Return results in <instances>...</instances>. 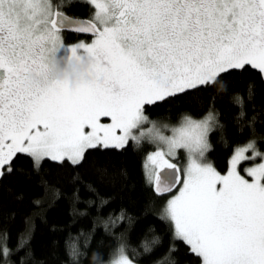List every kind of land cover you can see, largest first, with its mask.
Returning <instances> with one entry per match:
<instances>
[{"label":"snow or ice","instance_id":"6c2138e0","mask_svg":"<svg viewBox=\"0 0 264 264\" xmlns=\"http://www.w3.org/2000/svg\"><path fill=\"white\" fill-rule=\"evenodd\" d=\"M86 2L94 8L92 18L76 20L54 11L51 0H0V180L17 171L15 160L23 155L30 168L21 171L40 177L43 189L31 202L17 251L31 238L33 218L42 217L60 195L42 176L45 163L75 169L91 151L123 150L129 142L139 146L147 136L158 148L147 156L155 167L145 165L152 191L162 198L176 190L156 217L172 240L182 241L199 264H264V152L249 140L234 150L226 174L206 156L209 133L226 129L218 119L219 95L230 96L237 109L232 119L241 131L244 122L258 119L256 97L264 94V0ZM65 30L94 38L66 45ZM250 71L256 76L241 88ZM194 93L207 94L202 119L184 115L171 128L153 122L147 132L134 134L148 122L147 106ZM198 99L203 103V96ZM180 149L187 153L183 169L166 158ZM257 158L262 162L246 169L250 179L241 175L242 162ZM80 182L78 175L73 178L74 185ZM85 187L95 191L91 184ZM72 198L79 201L78 187ZM106 203L101 200L99 207ZM150 211L146 205L145 214ZM97 221L111 236L125 225L131 228L135 217L121 209ZM115 239L109 264H140L161 242L153 235L129 250L124 233ZM175 251L170 247L155 264H176ZM9 254L6 244L0 248L5 264ZM71 255H78L74 245Z\"/></svg>","mask_w":264,"mask_h":264},{"label":"trees","instance_id":"16d2710c","mask_svg":"<svg viewBox=\"0 0 264 264\" xmlns=\"http://www.w3.org/2000/svg\"><path fill=\"white\" fill-rule=\"evenodd\" d=\"M51 3L53 9L56 7L69 16L91 19L94 14V8L84 0H51ZM72 36L69 34L67 39ZM255 76L254 71L245 73L240 87ZM198 96L204 97L203 103ZM256 107L258 119L253 124L244 122L241 131V125L232 119L237 109L232 106L230 96H218V119L221 124H226V129L223 132L214 129L209 133L211 147L206 156L220 173L227 170L235 148L249 140H255L257 149L264 152V94L257 95ZM145 114L150 120L170 123L179 121L183 115L201 118L207 114V94L194 93L181 101L147 106ZM251 117L249 112L248 121ZM153 149L151 142L142 140L139 146L129 142L123 150L91 151L75 169L68 165L59 167L55 162L45 163L42 176L60 195L47 206L42 217L33 218L31 238L22 250L17 251L20 233L25 228L24 220L33 212L31 202L43 192L40 177L21 171L30 168V160L20 155L15 160L17 171L0 180V248L6 244L9 249L7 264H21V258L23 264H107L118 245L115 237L121 233H124V243L129 250L139 249L145 238L160 237V245L152 255L142 257L140 264H155L170 247L176 249L171 257L176 264H199L187 246L182 241H173L166 225L156 218L167 194L157 197L144 173L145 156ZM77 175L81 182L74 185L73 178ZM86 184L94 186L95 191L89 192ZM74 187L79 188V201L72 198ZM88 200L94 201V205L89 206ZM101 200L107 202L103 208L99 207ZM146 205L152 207L147 214ZM121 209L135 217V223L131 228L125 225L115 230L110 236L97 217L106 219L109 213L118 214ZM149 228L155 232H149ZM72 245L78 253L75 257L71 255ZM0 264H5L3 257H0Z\"/></svg>","mask_w":264,"mask_h":264},{"label":"rangeland","instance_id":"374dc122","mask_svg":"<svg viewBox=\"0 0 264 264\" xmlns=\"http://www.w3.org/2000/svg\"><path fill=\"white\" fill-rule=\"evenodd\" d=\"M84 1H86V0H84ZM90 4V3H89ZM94 38V37H93ZM89 43H91V42H89ZM146 115V114H145ZM184 116V115H183ZM205 116V115H204ZM203 116V117H204ZM203 117H201V118H193V119H202ZM181 119V118H180ZM107 122H110V121H107ZM153 122H155L156 124H158V125H168L169 126V128H171L172 126H174V125H177L178 123H179V121H177V122H175V123H170V122H166V121H158V120H150L149 118H148V122L147 123H145L144 125H142L141 126V128H139V129H135V130H133L134 131V134H137V135H139V133H140V131H145V132H147V129H149V128H152V126H153ZM164 134L165 135H171V132L170 131H168V130H165L164 131ZM142 140H147V141H149V142H151L150 141V139L147 137V136H145V137H142L141 138V141ZM152 143V145L154 146V149L153 150H151V151H149L147 154H146V156H145V160H144V173H145V176H146V169H145V165L146 164H149V166L150 167H155V166H152V165H150V162H148L147 161V156H148V154H150V153H153V152H155V151H157L158 150V148H157V144L156 143H153V142H151ZM248 142H246V143H244V144H242V145H240V146H243V145H245V144H247ZM239 147V146H238ZM237 148V147H236ZM235 148V149H236ZM233 154V153H232ZM247 155H249V156H251V153H248ZM232 156V155H231ZM231 156H230V158H231ZM168 160H169V162H171V163H174V164H176V166L178 167V168H181V169H183L186 165H187V153H186V151L185 150H183V149H180V150H177V153H176V156L175 157H166ZM230 158H229V160H230ZM208 161V160H207ZM209 162V161H208ZM260 162H262L259 158H257L256 160H251V159H249L248 161H244V162H242V166L241 167H239L238 168V170L240 171V173H241V175H244L245 176V178H248V179H250L249 177H247V175H246V169H248V168H250V167H253V166H255L256 164H258V163H260ZM210 163V162H209ZM228 164H229V161H228ZM228 168V167H227ZM227 173V170L224 172V173H221V174H226ZM174 194H176V190H174V192L173 193H171V194H167L166 196H165V203H166V201H167V199H169L170 198V196L171 195H174ZM164 203V204H165ZM113 256V255H112ZM111 259H112V257H111ZM110 259V260H111ZM109 260V261H110ZM107 264H109V262L107 263Z\"/></svg>","mask_w":264,"mask_h":264},{"label":"flooded vegetation","instance_id":"af4514ba","mask_svg":"<svg viewBox=\"0 0 264 264\" xmlns=\"http://www.w3.org/2000/svg\"><path fill=\"white\" fill-rule=\"evenodd\" d=\"M54 11H59L56 9V7H54L53 9ZM73 17V16H71ZM74 18H79V17H74ZM69 34H72V38H69V40L67 39V36ZM62 38L65 42L66 45H73L75 43H79V42H85V43H89L91 42V40L93 39V36L92 35H79V34H76L72 31H68V30H65L63 33H62ZM66 38V40L64 39Z\"/></svg>","mask_w":264,"mask_h":264},{"label":"water","instance_id":"95a60500","mask_svg":"<svg viewBox=\"0 0 264 264\" xmlns=\"http://www.w3.org/2000/svg\"><path fill=\"white\" fill-rule=\"evenodd\" d=\"M66 15V14H65ZM71 17V16H70ZM73 19H76V20H88V19H83V18H74V17H72ZM68 31H70V30H68ZM73 32V31H72ZM74 33H76V32H74ZM76 34H79V35H91L90 33H76Z\"/></svg>","mask_w":264,"mask_h":264},{"label":"clouds","instance_id":"9594fccd","mask_svg":"<svg viewBox=\"0 0 264 264\" xmlns=\"http://www.w3.org/2000/svg\"><path fill=\"white\" fill-rule=\"evenodd\" d=\"M79 71V69H77Z\"/></svg>","mask_w":264,"mask_h":264},{"label":"bare ground","instance_id":"6f19581e","mask_svg":"<svg viewBox=\"0 0 264 264\" xmlns=\"http://www.w3.org/2000/svg\"><path fill=\"white\" fill-rule=\"evenodd\" d=\"M79 19V18H78Z\"/></svg>","mask_w":264,"mask_h":264}]
</instances>
